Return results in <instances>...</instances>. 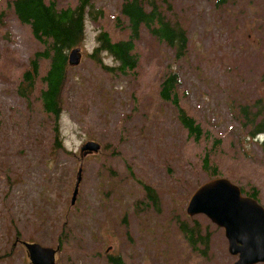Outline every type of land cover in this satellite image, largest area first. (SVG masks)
I'll list each match as a JSON object with an SVG mask.
<instances>
[{"label": "rangeland", "instance_id": "obj_1", "mask_svg": "<svg viewBox=\"0 0 264 264\" xmlns=\"http://www.w3.org/2000/svg\"><path fill=\"white\" fill-rule=\"evenodd\" d=\"M7 1L0 0V264H30L21 242L50 248L61 242L57 264H105L93 255L108 246L112 254L132 257L127 264H233L223 230L185 210L197 187L215 178L202 169L206 153L218 177L247 193L256 189L264 208V154L239 114L244 106L255 112L257 101L264 105V0H167L171 8L164 5L163 15L185 31V56L177 59L142 29L138 65L128 75L109 73L89 57L102 32L113 42L127 39V20L117 21L123 0H90L104 15L97 21L87 16L80 63L67 72L60 148L53 119L37 100L28 105L17 94L29 58L42 47ZM44 1L58 8L79 2ZM101 58L106 67L117 66L106 53ZM170 74L179 81L180 107L210 139L196 142L174 106L159 98ZM37 89L36 81L35 97ZM88 141L101 151L82 161L80 148ZM145 186L157 204L148 201ZM183 223L201 239L209 235L205 253L201 245L197 252L188 246Z\"/></svg>", "mask_w": 264, "mask_h": 264}, {"label": "trees", "instance_id": "obj_2", "mask_svg": "<svg viewBox=\"0 0 264 264\" xmlns=\"http://www.w3.org/2000/svg\"><path fill=\"white\" fill-rule=\"evenodd\" d=\"M226 1L220 0V3ZM164 5H167V10H170L171 6L167 0H123L117 21L122 18L127 20V39L113 42L108 33H100L97 37L98 45L90 58L109 73L116 72L119 75L133 73L138 65V56L134 54L135 43L139 40L142 29L158 42L172 49L177 59L184 57L187 48L186 33L177 23L165 19ZM7 6L17 21L29 28L34 40L42 47L29 58L17 94L28 105L32 103V98L33 101L37 100L41 112L53 119L55 146L60 148L58 121L62 113L61 95L69 69L68 52L83 43L84 23L87 16L92 21H97L103 17L104 13L102 10L95 9L90 0H79L75 7L66 8H58L54 3H46L44 0H8ZM102 53L112 57L117 66L112 68L103 65ZM42 63L47 64L44 73L40 72ZM36 81L40 86V89H37V97L34 95ZM177 84L175 74L166 76L159 86V98L174 106L181 126L196 142L203 137H205L203 140L210 139L200 125L180 107L176 92ZM252 108L256 111L252 112L251 107L248 106L241 107L239 114L244 120L243 126L248 127V135L256 141L262 139L261 149L264 154V105L257 101ZM220 143L219 139H213L214 147L219 146ZM202 169L207 173L211 172L213 177H218V171L212 163L210 153L204 155ZM145 191L148 201L154 203L156 201L154 193L150 188H145ZM241 191L245 196L258 199L254 188L251 193L244 192L242 189ZM180 231L184 233L188 246L194 252L193 233L184 226L180 227ZM208 241L209 235L205 234V237L202 239L200 237V240L196 242V246L201 245L204 248L202 253L208 249Z\"/></svg>", "mask_w": 264, "mask_h": 264}, {"label": "water", "instance_id": "obj_3", "mask_svg": "<svg viewBox=\"0 0 264 264\" xmlns=\"http://www.w3.org/2000/svg\"><path fill=\"white\" fill-rule=\"evenodd\" d=\"M79 49L68 56V63H79ZM82 152L99 151L95 142H87ZM81 171H79L78 182ZM73 193L72 204L77 194ZM186 214L206 216L214 225L223 229L228 243V253L237 257L234 264H264V208L255 200L242 195L240 188L225 178L211 179L200 185L190 197ZM31 264H55V251L36 243H25Z\"/></svg>", "mask_w": 264, "mask_h": 264}, {"label": "flooded vegetation", "instance_id": "obj_4", "mask_svg": "<svg viewBox=\"0 0 264 264\" xmlns=\"http://www.w3.org/2000/svg\"><path fill=\"white\" fill-rule=\"evenodd\" d=\"M81 155V160L82 161H84V160H86V159H88V157H90V155H96V154H91V153H86V154H83V153H81L80 154ZM72 156H74V155H72ZM79 171L81 170V172H82V168H79L78 169ZM79 177V176H78ZM78 177H77V180H78ZM152 191V190H151ZM153 193H154V196H155V202L153 203V204H157V202H158V198H157V196H156V194H155V192L154 191H152ZM77 199H78V196H77ZM77 201V200H76ZM127 220L124 218L123 220H122V223H125ZM127 225V224H126ZM183 226H185V224L183 223L182 224ZM180 226V225H179ZM191 232L193 233V239H194V243H195V246H194V252H197V247H196V242L197 241H199L200 240V231L198 230V229H196V228H192L191 229ZM128 239H129V241H130V243H132V239H131V237H128ZM59 246V247H58ZM58 246L56 247V248H58V251L56 252V254H55V263L57 264V262H58V256H59V254L60 253H62V249H61V247H62V245H61V243L60 244H58ZM112 252H113V247H111V246H108L107 248H106V250H105V252H104V254L103 253H98V254H95V255H93V257H95L96 259H97V261H102L103 263H105V264H127V261L129 260V262L131 263V261H132V257H129V259H123L122 258V256L121 255H119V254H112ZM90 255V253H87V255H85V256H89Z\"/></svg>", "mask_w": 264, "mask_h": 264}]
</instances>
